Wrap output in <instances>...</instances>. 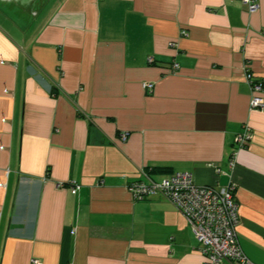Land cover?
<instances>
[{
	"label": "crops",
	"instance_id": "crops-1",
	"mask_svg": "<svg viewBox=\"0 0 264 264\" xmlns=\"http://www.w3.org/2000/svg\"><path fill=\"white\" fill-rule=\"evenodd\" d=\"M257 2L0 0V264H203L184 215L126 187L174 171L234 185L240 246L264 264Z\"/></svg>",
	"mask_w": 264,
	"mask_h": 264
},
{
	"label": "built area",
	"instance_id": "built-area-1",
	"mask_svg": "<svg viewBox=\"0 0 264 264\" xmlns=\"http://www.w3.org/2000/svg\"><path fill=\"white\" fill-rule=\"evenodd\" d=\"M244 1L250 13L258 9L257 0ZM148 61L151 63L152 59ZM243 76L250 88V107L264 108V78L257 77L247 63ZM143 88L151 91L153 84L144 83ZM125 137L123 133L122 139ZM251 137L248 124H243L242 130L234 136V147L228 159L230 169L236 164L237 151L244 148ZM126 187L135 200L161 195L171 202L186 218L198 249L205 258L203 264H220L223 261L249 264L238 239L239 205L232 183L223 186L197 185L191 172L174 171L160 179H153L144 173L142 180L129 182ZM77 189L78 186L74 185L71 192L76 193Z\"/></svg>",
	"mask_w": 264,
	"mask_h": 264
}]
</instances>
